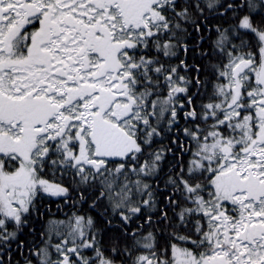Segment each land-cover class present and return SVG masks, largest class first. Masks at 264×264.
I'll return each mask as SVG.
<instances>
[{"label":"snow or ice","instance_id":"snow-or-ice-1","mask_svg":"<svg viewBox=\"0 0 264 264\" xmlns=\"http://www.w3.org/2000/svg\"><path fill=\"white\" fill-rule=\"evenodd\" d=\"M0 264H264V0H0Z\"/></svg>","mask_w":264,"mask_h":264}]
</instances>
